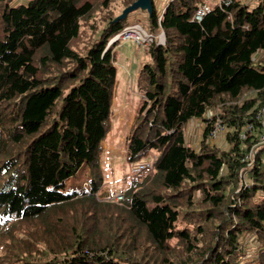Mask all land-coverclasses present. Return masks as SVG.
I'll use <instances>...</instances> for the list:
<instances>
[{
    "label": "trees",
    "instance_id": "trees-1",
    "mask_svg": "<svg viewBox=\"0 0 264 264\" xmlns=\"http://www.w3.org/2000/svg\"><path fill=\"white\" fill-rule=\"evenodd\" d=\"M134 1L0 0V264H264V0L210 3L200 22L205 0H170L160 20L153 0L165 43L138 73L127 154L158 159L123 199H97L119 42L107 45ZM217 107L225 148L209 140ZM193 117L208 123L197 151ZM85 164L90 188L67 189ZM245 233L259 244L249 262Z\"/></svg>",
    "mask_w": 264,
    "mask_h": 264
},
{
    "label": "rangeland",
    "instance_id": "rangeland-1",
    "mask_svg": "<svg viewBox=\"0 0 264 264\" xmlns=\"http://www.w3.org/2000/svg\"><path fill=\"white\" fill-rule=\"evenodd\" d=\"M169 1L170 0H155L156 9L160 15ZM255 1L257 2H255L254 5L251 4L252 6H255L259 0ZM20 2L27 3L28 0H12L11 3L18 4ZM117 8L118 4L115 5V11H117ZM149 20L150 13L147 8H138L131 12L126 18L128 24L139 22L147 28H150ZM114 51L116 53L115 65L117 67V72L112 103L111 130L103 142L104 150L101 162L105 177L104 189H111L113 193H118L129 186L130 182L137 175L133 172L132 167L133 163L139 162V160L131 162L128 159L127 139L135 121L136 112L140 108L143 98L141 91L137 88V76L142 66L146 62H149L150 55L147 52V47L139 45L133 40L121 41L115 44ZM215 110H218L217 113L219 115V107H217V109L215 108ZM216 111L212 110V108L208 110L206 118L212 113H216ZM218 119L226 124L220 115ZM206 127L207 121L199 117L190 118L185 125L186 142L196 151L201 147ZM227 128L228 126L226 124L225 130H223L218 137H210V143H216L220 147L225 148L227 146ZM2 159H5L4 156ZM91 177L90 167L88 164H85L75 176L67 181V189L72 187H84L85 190H88L90 188ZM104 186L96 193L97 199H100V201L108 199L105 197L106 192L102 190ZM109 198L112 199V197ZM249 235V233H245L242 238L244 245L247 247V254L242 258L245 262H249V260L255 258L258 252L259 244L257 240ZM108 239L113 240V237H108Z\"/></svg>",
    "mask_w": 264,
    "mask_h": 264
},
{
    "label": "built area",
    "instance_id": "built-area-1",
    "mask_svg": "<svg viewBox=\"0 0 264 264\" xmlns=\"http://www.w3.org/2000/svg\"><path fill=\"white\" fill-rule=\"evenodd\" d=\"M221 2L222 0H220V3ZM210 11H211L210 3L204 2L198 6L194 15V19L200 22L204 18V16ZM160 18L161 15L159 16V20ZM127 40H133L137 42L139 45H142L144 47H149L152 43L155 42L165 43V32L163 29H160L158 32L152 31L139 22L129 23L110 38L107 46H110L115 42L117 43ZM212 115L213 113L209 117H211ZM256 116L262 122L261 140L262 142H264V105L257 111ZM209 126H210V131L208 134L211 138L218 137L220 133L226 128V124L224 122H221V120L218 118L215 121L211 122V125ZM248 128H251V125ZM253 154L254 152L251 151L247 153L243 157V159L251 160L253 158ZM157 159H158V154L153 152V154L139 160V162L133 163V167H132L133 172L137 174L144 170L154 169ZM124 196L125 194L124 191L122 190L118 193H113L110 197H112V199L114 200H121L124 198Z\"/></svg>",
    "mask_w": 264,
    "mask_h": 264
},
{
    "label": "water",
    "instance_id": "water-1",
    "mask_svg": "<svg viewBox=\"0 0 264 264\" xmlns=\"http://www.w3.org/2000/svg\"><path fill=\"white\" fill-rule=\"evenodd\" d=\"M138 8H147L150 16L153 11V0H136L132 4L126 6L115 20L126 19L128 15Z\"/></svg>",
    "mask_w": 264,
    "mask_h": 264
},
{
    "label": "crops",
    "instance_id": "crops-1",
    "mask_svg": "<svg viewBox=\"0 0 264 264\" xmlns=\"http://www.w3.org/2000/svg\"><path fill=\"white\" fill-rule=\"evenodd\" d=\"M206 2H208V3H217V2H219L220 0H205ZM245 1H247L248 3H250V5L252 4V5H254L255 4V2H257V1H255V0H245ZM105 188V186L103 187V191L104 192H106L105 193V197H109V196H111L112 194H113V192H112V190L111 189H104ZM123 190V189H122ZM114 193H116V192H114Z\"/></svg>",
    "mask_w": 264,
    "mask_h": 264
}]
</instances>
